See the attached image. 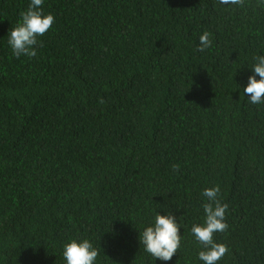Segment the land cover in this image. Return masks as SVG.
Here are the masks:
<instances>
[{
  "label": "trees",
  "instance_id": "trees-1",
  "mask_svg": "<svg viewBox=\"0 0 264 264\" xmlns=\"http://www.w3.org/2000/svg\"><path fill=\"white\" fill-rule=\"evenodd\" d=\"M29 3L0 0V264H66L73 238L96 264H203L191 227L216 185L218 264H264V104L243 92L264 0H44L55 23L36 57L16 58ZM158 213L180 225L167 262L139 239Z\"/></svg>",
  "mask_w": 264,
  "mask_h": 264
},
{
  "label": "clouds",
  "instance_id": "clouds-1",
  "mask_svg": "<svg viewBox=\"0 0 264 264\" xmlns=\"http://www.w3.org/2000/svg\"><path fill=\"white\" fill-rule=\"evenodd\" d=\"M221 5L243 6L244 0H218ZM44 0H30L27 10L20 13V20L10 30L8 45L13 56L20 58L36 57L37 48L43 46L40 37H43L54 25L52 14L43 11ZM211 33L205 31L199 37V46L196 51L204 52L212 46ZM255 63L248 78L247 86L243 89L244 95L251 104H264V55L254 57ZM257 76L260 78L257 79ZM102 102V101H101ZM174 171H179L178 164L172 165ZM206 203L202 204L205 219L203 224H193L191 234L196 242L202 246L198 258L203 264H218L227 253L228 247L214 240L216 233H225L228 230L226 212L228 205L222 204L219 195L220 187L205 188L201 194ZM140 244L144 251L154 260L170 261L178 252L181 245L180 225L172 214H156L154 223L139 233ZM63 258L66 264H96L99 249L93 247L88 239L78 241L73 238L63 246Z\"/></svg>",
  "mask_w": 264,
  "mask_h": 264
}]
</instances>
